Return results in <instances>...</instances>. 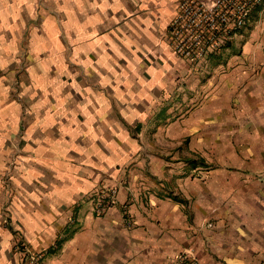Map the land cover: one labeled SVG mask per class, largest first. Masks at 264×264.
<instances>
[{
  "label": "crops",
  "instance_id": "crops-1",
  "mask_svg": "<svg viewBox=\"0 0 264 264\" xmlns=\"http://www.w3.org/2000/svg\"><path fill=\"white\" fill-rule=\"evenodd\" d=\"M176 1L0 0V264H264V9L195 67Z\"/></svg>",
  "mask_w": 264,
  "mask_h": 264
},
{
  "label": "built area",
  "instance_id": "built-area-1",
  "mask_svg": "<svg viewBox=\"0 0 264 264\" xmlns=\"http://www.w3.org/2000/svg\"><path fill=\"white\" fill-rule=\"evenodd\" d=\"M257 9H264V0H177L164 33L165 41L176 58L197 67L225 51L248 28ZM118 186L105 185L91 192L88 202L93 216L101 217L117 204ZM121 213L124 223L131 226L127 202L122 203ZM75 222L72 217L68 224ZM15 246L25 264H38L45 253L33 251L21 238ZM173 264H196V260L182 252L174 257Z\"/></svg>",
  "mask_w": 264,
  "mask_h": 264
}]
</instances>
